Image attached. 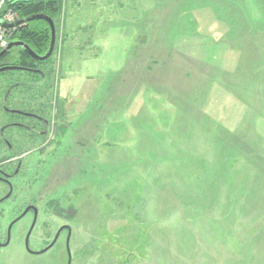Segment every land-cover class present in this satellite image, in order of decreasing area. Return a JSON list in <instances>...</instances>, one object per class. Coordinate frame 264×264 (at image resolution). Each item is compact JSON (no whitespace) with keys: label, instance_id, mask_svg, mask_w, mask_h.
Returning a JSON list of instances; mask_svg holds the SVG:
<instances>
[{"label":"rangeland","instance_id":"rangeland-1","mask_svg":"<svg viewBox=\"0 0 264 264\" xmlns=\"http://www.w3.org/2000/svg\"><path fill=\"white\" fill-rule=\"evenodd\" d=\"M60 3L47 91L20 86L8 102L57 108L58 138L29 154V134L5 131L26 164L0 208L3 242L34 204L30 248L70 225L72 264H264V0ZM35 79L0 74V130L25 122L2 104ZM13 157L0 135V166ZM31 224L17 223L0 264H68L66 238L27 252Z\"/></svg>","mask_w":264,"mask_h":264},{"label":"flooded vegetation","instance_id":"flooded-vegetation-1","mask_svg":"<svg viewBox=\"0 0 264 264\" xmlns=\"http://www.w3.org/2000/svg\"><path fill=\"white\" fill-rule=\"evenodd\" d=\"M10 42L11 43L19 42V40H11ZM16 50L18 52L15 53ZM22 50H23V48L17 47V48H13V49L7 51L5 53V55L0 59V68L7 67V66H9V67L10 66H21V67H24V66L21 65V61H22V58H23V54L21 53ZM52 58H54V54H53ZM37 62H39V61H37ZM49 65H50V63L48 64V69L46 67H44L43 65H39V64L37 65L36 68H31V69H35V70H40V71L44 72V74L46 75V80L41 86H21V87H35L37 89V91L39 89L41 91L44 90V92L47 91V89H48L47 88L48 87V84H47V78H48L47 76L48 75H47V73L49 71H52V68H49L50 67ZM41 67H44V69H42ZM17 72H23V71H17ZM31 74L35 75L37 79H35L32 82L25 81V83H20V84L21 85L22 84H35V83H39V82L42 81V77L40 75L34 74V73H31ZM16 83L17 82H15V84ZM19 87H20L19 84L15 85V88L13 90H15V89H17ZM33 93H36V92H30L31 95H33ZM37 93H39V92H37ZM31 97L34 98V96H31ZM9 99H10V96L8 98V102H9ZM7 105H8V103H7ZM25 106H26V109L8 108V109H10L13 112L14 111L22 112L24 114L11 113V112L5 111L9 115H12V116L13 115H18L20 117H23L25 119V122L10 123V124L4 126L0 130L2 143L5 145V147H7L9 149L11 154L14 156L13 159H11V160L9 159L6 162L12 163V161H14V162L16 161V164L14 162H13L14 164H12V165H15V166L10 167L9 169H7L8 167H6V166H2V165H1L2 167L0 166V183L3 184V186H5V188L7 190L6 195L3 198H1L0 200H2L4 198L8 197L9 195H11L7 200H5L4 202H2L0 204V208L2 206H4V205L10 204V202L13 200V197L16 195L17 190H18V183L16 184L15 181L21 178V175L23 174L22 173L23 168H24V166L26 164V162H25V154L21 153L18 149H16L15 146H13L12 142L9 139H7V137L5 136V131L10 129V128H16V129L22 130L23 132L29 134V136H31V137L30 138L27 137L28 140H26V141H28L29 144L37 146L36 149H33L32 151L28 152L29 154L35 153V152L38 153V154H41L43 151L48 149L51 144L55 143V141L58 138V123H57L58 109L57 108H55V110H53L47 104V102H45V103L42 102V103L39 104L36 100L34 101V99H31V98H29V100L26 101ZM90 117H91V115L89 117H87V118L90 119ZM3 129H4V131L2 132ZM19 141L21 143V140H19ZM38 169H39V166H37V167L35 166V168L32 170L33 172L29 173L28 177L30 178L31 181H29V183H28L29 186L26 187V192L30 190V187H32V184L35 182L32 177H35L37 175V173L39 172ZM30 207H37L39 209V215H40L41 208L39 206H37V205H34V204L27 205L24 208L23 212L27 208H30ZM22 213L19 216H21ZM19 216H17L14 220H16ZM29 217L32 218V224H31V227H32V225H33V223L35 221V212H34L33 209L22 220H25V219H27ZM38 220H39V216H38ZM13 221H11V223ZM37 223H38V221H37ZM10 224H9V226H10ZM36 226H37V224H36ZM14 227H13V229H14ZM31 227H30V229H31ZM63 227L72 228L70 225H67V224L63 225L61 228H63ZM30 229H29V231H30ZM29 231H28V233H29ZM58 232H57V234H58ZM65 233H67V234H65ZM57 234L53 237L52 242L47 244V246L41 251H44L45 249L49 248L50 245L53 244L55 238H58V240H57L55 245L50 250H52L55 246H57L60 243V241L62 240V238H66L65 244H66V250H67V254H68V238H71L70 239V245H71V241H72V238H73V229H72V235H70V232H69L68 229H65L64 231H62L59 236H57ZM32 235H33V233H32ZM32 235L30 237V242H31ZM27 236H28V234L26 235V238H27ZM6 238H7V236H6ZM12 238H13V235H12ZM6 241H7V239H6ZM6 241L3 242L2 236L0 234V242L2 244H5ZM25 248H26V240H25ZM2 249H4V248H2ZM70 249H71V247H70ZM32 251L35 252V253L41 252V251H35V250H32ZM49 251H47V252H49ZM28 253H30V252H28ZM30 254L35 255L34 253H30ZM72 263H73V257H72Z\"/></svg>","mask_w":264,"mask_h":264},{"label":"water","instance_id":"water-1","mask_svg":"<svg viewBox=\"0 0 264 264\" xmlns=\"http://www.w3.org/2000/svg\"><path fill=\"white\" fill-rule=\"evenodd\" d=\"M17 2L13 3L16 4ZM37 20H43V21H46L48 22V24L50 25V28H51V32H52V40H51V46H50V49H49V52L45 55V56H39L37 55L27 44L23 43V42H13V43H10L7 47L6 50H4L2 53H0V59L5 55V53L13 48H17V47H20V48H23L28 54H30V56L36 60V61H39V62H45V61H48L49 59L52 58L53 54H54V51H55V47H56V41H57V33H56V27H55V24H54V21L52 18H50L48 15H45V14H40V15H35V16H31L29 18H26L24 20H20L18 21L17 23L15 24H4V28L5 29H13V28H16V27H20V26H23L27 23H30V22H33V21H37ZM17 71H23V72H31V73H34V74H38L42 77V81L39 82V83H35V84H19L20 86H41L45 80H46V75L44 74V72L40 71V70H35V69H31V68H27V67H21V66H7V67H3V68H0V74L2 73H6V72H17ZM14 88H11L10 91L6 94L5 96V99H4V102H3V108L5 111L7 112H11V113H20V114H24L22 112H16V111H11L10 109H8V98L10 96V93L13 91ZM4 131V129L2 130V132ZM11 195H9L8 197L0 200V204L2 202H4L5 200H7ZM34 210L35 212V221L28 233V236L26 238V249L28 252L30 253H34L35 255H38V254H44L45 252L49 251L54 245L55 243L57 242L58 238H55L53 244L50 245L49 248L45 249L44 251H41V252H33L30 248V237L36 227V224H37V221H38V216H39V209L37 207H30V208H27L21 216H19L16 220H14L10 226L8 227V230H7V241L5 244H2L0 242V251L2 248H6L8 247L10 244H11V241H12V230H13V227L19 223L31 210ZM65 229H68L69 232H70V235H72V228L70 227H63L60 229V231L58 232L57 236H59L61 234L62 231H64ZM70 239L71 238H68V256H69V262L68 264H72V253H71V249H70Z\"/></svg>","mask_w":264,"mask_h":264},{"label":"trees","instance_id":"trees-1","mask_svg":"<svg viewBox=\"0 0 264 264\" xmlns=\"http://www.w3.org/2000/svg\"><path fill=\"white\" fill-rule=\"evenodd\" d=\"M9 9H12L23 19L45 14L54 21L55 17L61 12V3L60 0H35L33 2L11 4ZM12 39L27 44L37 55L45 56L51 46L52 32L50 25L46 23L44 27L24 28L16 33ZM21 53L23 54L21 65L28 68H36L38 64L48 65L52 59L45 62H37L24 49Z\"/></svg>","mask_w":264,"mask_h":264},{"label":"built area","instance_id":"built-area-1","mask_svg":"<svg viewBox=\"0 0 264 264\" xmlns=\"http://www.w3.org/2000/svg\"><path fill=\"white\" fill-rule=\"evenodd\" d=\"M35 0H0V53L4 51L10 41V30L4 28V24H13L17 21L16 12L9 9L15 2H33Z\"/></svg>","mask_w":264,"mask_h":264}]
</instances>
